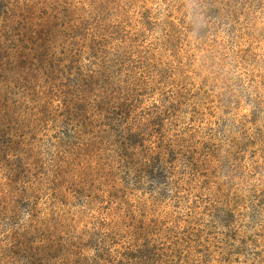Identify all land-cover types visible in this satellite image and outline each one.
<instances>
[{"label":"trees","instance_id":"1","mask_svg":"<svg viewBox=\"0 0 264 264\" xmlns=\"http://www.w3.org/2000/svg\"><path fill=\"white\" fill-rule=\"evenodd\" d=\"M9 152L102 169L37 247L0 189V264H264V0H0Z\"/></svg>","mask_w":264,"mask_h":264},{"label":"rangeland","instance_id":"2","mask_svg":"<svg viewBox=\"0 0 264 264\" xmlns=\"http://www.w3.org/2000/svg\"><path fill=\"white\" fill-rule=\"evenodd\" d=\"M17 141L18 140L15 139V142L11 145H13V147L17 146ZM10 153L11 152H9L8 155H0V184L4 185L0 187V189L7 197V200L14 194L23 193L24 186L21 184L23 180L26 179V181L29 182L31 180L40 183V181L37 180L38 177H44L42 179V184L38 185L37 183L35 186L38 190L33 192V211L31 212V210H27L25 207L21 208L16 220L21 225L26 222V229L33 232L35 231V233L31 232V234L27 236L31 240L33 246L46 245L48 241L44 237L48 236L49 233L42 229L41 222L47 220V222H51L52 226L56 228L51 229L54 233V240V237H59L60 233L67 232L68 228L74 224L69 216L70 214L67 212L69 205L64 201V196L66 195L68 197L67 200H71L69 198L70 193H68V188L63 182V175L65 174V170H67L66 161L69 162V165L73 166L72 169L82 171V177H87L89 173H91L89 175H93L95 171H101L102 168L99 164L91 163L87 170H84L86 164L83 162V155H64V158L67 159L65 161L61 159L59 155H21L18 159L17 155H12ZM101 156L113 157V155ZM87 158L91 159V156L89 155ZM115 170L116 167L114 166L113 171ZM52 174L62 175L56 182L59 189L50 188V183L53 180ZM27 192H30L29 187L26 189V193ZM11 207L10 205V208ZM16 211H18V209ZM21 229L22 228L17 232L19 236L23 235ZM38 256L39 255L35 257ZM25 257L18 255L15 264L24 263L26 261Z\"/></svg>","mask_w":264,"mask_h":264}]
</instances>
